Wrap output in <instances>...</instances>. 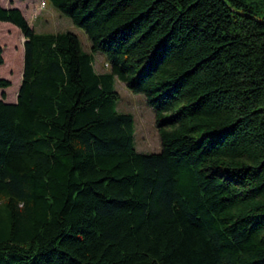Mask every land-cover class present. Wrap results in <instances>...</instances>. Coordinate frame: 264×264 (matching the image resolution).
<instances>
[{"label": "trees", "instance_id": "16d2710c", "mask_svg": "<svg viewBox=\"0 0 264 264\" xmlns=\"http://www.w3.org/2000/svg\"><path fill=\"white\" fill-rule=\"evenodd\" d=\"M45 2L92 52L0 6L26 40L0 100V264H264V0ZM117 80L160 152L137 150Z\"/></svg>", "mask_w": 264, "mask_h": 264}, {"label": "rangeland", "instance_id": "374dc122", "mask_svg": "<svg viewBox=\"0 0 264 264\" xmlns=\"http://www.w3.org/2000/svg\"><path fill=\"white\" fill-rule=\"evenodd\" d=\"M44 0H0V6L11 9L20 8L27 21L39 33L71 32L76 34L85 52L91 53V42L86 33L75 26L70 18ZM24 42L25 38L19 28L12 23L0 21V46L3 48L5 63L0 66V78L11 82V87L0 90L6 94L5 102L13 103L17 100L21 87L24 70ZM17 55L20 56L17 61ZM94 67L98 73L109 71L106 57L98 52L94 53ZM115 88L120 94L117 104L119 112L130 113L135 120V144L139 152L153 153L162 149L161 138L158 133L155 111L148 105L142 94H135L125 83L117 80Z\"/></svg>", "mask_w": 264, "mask_h": 264}, {"label": "built area", "instance_id": "2783aa9c", "mask_svg": "<svg viewBox=\"0 0 264 264\" xmlns=\"http://www.w3.org/2000/svg\"><path fill=\"white\" fill-rule=\"evenodd\" d=\"M45 6H46V5H45V0H44V8H45Z\"/></svg>", "mask_w": 264, "mask_h": 264}, {"label": "crops", "instance_id": "0c3cea01", "mask_svg": "<svg viewBox=\"0 0 264 264\" xmlns=\"http://www.w3.org/2000/svg\"><path fill=\"white\" fill-rule=\"evenodd\" d=\"M18 9H20V8H18ZM21 10V9H20ZM17 101V100H16ZM16 101L15 102H13V103H16Z\"/></svg>", "mask_w": 264, "mask_h": 264}, {"label": "water", "instance_id": "95a60500", "mask_svg": "<svg viewBox=\"0 0 264 264\" xmlns=\"http://www.w3.org/2000/svg\"><path fill=\"white\" fill-rule=\"evenodd\" d=\"M25 42H26V40H25ZM25 42H24V43H25Z\"/></svg>", "mask_w": 264, "mask_h": 264}]
</instances>
